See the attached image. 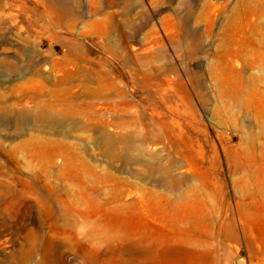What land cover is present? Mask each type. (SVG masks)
Returning <instances> with one entry per match:
<instances>
[{
  "label": "rangeland",
  "instance_id": "rangeland-1",
  "mask_svg": "<svg viewBox=\"0 0 264 264\" xmlns=\"http://www.w3.org/2000/svg\"><path fill=\"white\" fill-rule=\"evenodd\" d=\"M0 114V264H264V0H0Z\"/></svg>",
  "mask_w": 264,
  "mask_h": 264
},
{
  "label": "bare ground",
  "instance_id": "bare-ground-1",
  "mask_svg": "<svg viewBox=\"0 0 264 264\" xmlns=\"http://www.w3.org/2000/svg\"><path fill=\"white\" fill-rule=\"evenodd\" d=\"M237 34H238L237 31L233 32L232 38H235ZM223 35L228 36V31L224 32ZM246 36L247 38H249L248 39L249 41L254 40L253 34L251 35L248 34ZM232 75L235 78H238L239 76V74L236 71H233ZM40 92H43L42 87L41 89H38L36 93H40ZM60 95H58L57 93H52L51 99L48 100L46 104L40 105L38 107L40 108V111L37 112V116H35L34 118L36 122H39L46 127L53 128L56 125V123H60L62 121V118L58 117L56 114L58 110V105L62 104V106H65L66 104H73L75 99L73 96L70 97L71 95H68V97H65L64 99H60L59 97ZM29 117H30V114L27 111L23 110L18 117V121L23 124V122ZM18 121L16 119V124L19 126L22 125ZM0 122H2L1 114H0ZM47 141L49 140L44 139L42 142H47ZM37 142L40 143V141H37ZM239 164L240 163L236 164L235 168L241 167L240 165H243V166L245 165L244 162L241 163L240 165ZM49 166H51V161H49ZM255 173H256L255 174L256 180L264 186V161L260 164V166L257 168ZM20 181L22 184H24L23 179H20ZM32 183L34 184V182ZM167 201L169 202L170 200L167 199ZM89 232H90V235L94 237L91 239L97 240L101 245L105 247L104 250H102L101 247H96L95 250H98V253H100V250H102L103 255H107V256L101 259H93L85 253L83 255V264H106L108 260H110V258H112L113 255H115L114 252L111 251L110 249L111 242H115V241L116 242L117 241L127 242L128 240L131 241L130 238H119L118 229L111 224L109 225L105 224L104 226H100V227H97V225L94 224ZM38 240L39 239L32 238V239H26L22 242H18L16 244V248L13 250L11 254L15 258V261L13 264H28L29 260L33 256L34 248ZM144 241L146 242L147 247L145 245L143 248H141L139 244H137L136 242L131 241V243L125 247L126 253L127 254L129 253V255L131 254L132 256L137 253V254H141L145 256L147 259H150L152 258L155 250H157V248L161 245V243L172 241V239L171 238H152L150 240V238H146L144 239ZM46 252L44 253L42 260L39 261V264H48L49 258ZM186 264H193V263L187 262Z\"/></svg>",
  "mask_w": 264,
  "mask_h": 264
}]
</instances>
